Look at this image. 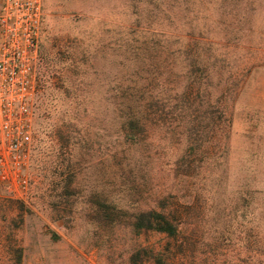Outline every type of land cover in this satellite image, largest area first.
<instances>
[{"label":"rangeland","instance_id":"rangeland-1","mask_svg":"<svg viewBox=\"0 0 264 264\" xmlns=\"http://www.w3.org/2000/svg\"><path fill=\"white\" fill-rule=\"evenodd\" d=\"M179 5L178 17L163 25L171 37L166 38L168 58L178 70L188 62L179 52L182 44L201 37L227 44L230 48L213 47L210 53L221 79L198 85L202 90L192 108L184 91L195 85H186L180 71L177 85H149L161 98L155 103L167 105L164 119L149 147H130L109 124L105 100L108 85L152 60L140 50L152 47V0H45L30 194L21 201L8 186H0V199L20 201L25 210L19 234L23 264H133L140 247L178 255L183 243L186 256H176V264L264 259V13L253 20L254 35L239 42L224 40L223 28L209 20L207 15H223L218 3ZM72 42L79 45L75 77L68 73ZM157 77L152 76L154 84L165 81ZM220 100L230 121L226 145L219 142L215 123ZM176 106L188 108L185 119ZM206 108L208 114H201ZM74 124L80 135L70 134L69 155L55 134ZM179 125L188 130L180 138L168 128ZM194 127H199L196 142L190 140ZM115 153L120 160L111 159ZM104 201L129 214L153 209L182 215L183 235L174 240L152 232L138 235L125 225L111 231L92 219ZM144 257L146 264H155Z\"/></svg>","mask_w":264,"mask_h":264},{"label":"trees","instance_id":"trees-1","mask_svg":"<svg viewBox=\"0 0 264 264\" xmlns=\"http://www.w3.org/2000/svg\"><path fill=\"white\" fill-rule=\"evenodd\" d=\"M193 0H152V47L148 44L146 47L140 49L143 51L144 56L147 58L152 57L150 63H145L144 69H137L129 74H122L120 78H117V84L108 85L107 98L105 100L106 118L109 124L113 123L115 130L121 136L123 145L130 147H149L150 139L152 138V132L156 126L163 122L165 109L167 105L160 106L161 100L159 96H156L154 88L149 85H177L174 78H176L177 72L180 71L182 80H187L186 85H195L192 90H185L184 99L188 100V107H195V99L197 93L202 90L198 85H212V79H221L220 71L213 70L216 65L211 63L210 57H213L210 53L213 51V47H216L217 51L221 47L226 49L230 48L227 44L224 46L217 42H213L206 37L200 39L191 40L188 45H183L180 48V54L186 55V65L181 69H176V65L171 63L170 57L167 53L169 48L167 46L166 38L167 26H163L166 21L172 17L177 18L174 10H180L181 6L178 4L191 3ZM205 4H211L212 1L218 3L219 10L223 15L217 14L216 16L207 15L209 20L217 27L223 29L219 32V35L223 39L229 38L230 41L238 40L244 42L246 39L251 38L256 32V28L253 25V20L256 15L264 13V0H201ZM206 6V5H205ZM207 11V8H205ZM264 38V27L261 30ZM182 39L179 38V41ZM147 43V42H145ZM72 44V45H71ZM70 44L69 59L72 62L70 64L68 73L72 76H78V64L79 59L75 57L76 50H78V43L72 42ZM222 50V49H221ZM226 50H224V53ZM207 55H206V54ZM149 54V55H145ZM210 54V55H209ZM167 56V57H166ZM164 57V58H163ZM166 57V58H165ZM170 61V62H169ZM213 67V68H212ZM212 68V69H211ZM184 73V74H183ZM156 80L161 76V79L165 81L161 84H154L153 80ZM172 77V78H171ZM120 79V80H119ZM220 82V81H219ZM178 85H184L178 84ZM166 87H162L165 90ZM77 90V88H76ZM205 92L207 89H203ZM227 91H220L221 96H227ZM183 93V94H184ZM195 93V94H194ZM152 94V95H151ZM194 94V95H193ZM196 97V98H195ZM159 98V99H158ZM193 99V100H192ZM193 101V102H190ZM176 114L180 115L188 112V108L184 106L174 107ZM201 114H208L209 110L206 108ZM196 117L200 118L199 108L193 110ZM215 114L217 119L215 121L217 129L219 131V142L222 145H226V141L230 134V121L227 114V107L224 106L223 101L220 100ZM216 116V115H215ZM185 117V116H184ZM182 119H185V118ZM215 118V117H214ZM78 120V119H77ZM207 120V118L199 119L200 122ZM202 124V123H200ZM165 127V123L161 125ZM171 128L174 132H178L177 135L183 136L184 133H188L187 128L175 126ZM199 127L192 128V131L196 132V136L192 142L198 141ZM75 133L80 135V131L77 130V124L69 125L67 128L59 129L56 132V140L60 143L62 150L68 153L70 146V134ZM197 138V139H196ZM76 145V144H74ZM188 146H191L187 142ZM123 150L120 152V154ZM120 155L115 153L110 156L113 161L120 160ZM77 162L74 165L77 166ZM96 206V204H95ZM96 212L93 213L92 219L99 225L115 230L120 226L131 227L138 235L144 233H159L174 240L179 239L183 235V225L185 217L182 215H172L171 212L158 211V210H138L133 214L125 213L123 209L112 203L111 201H104L98 204ZM25 210L22 207L20 201L11 199H0V264H23L24 262V247L20 239V232L24 223ZM178 247L181 250L180 254H176L172 249L168 251H158L152 248L151 255L144 247H140V251L136 254L132 260L133 264H146L144 256L148 259V262H154L155 264H176L177 259L186 256L185 243ZM264 264V259L253 258V264Z\"/></svg>","mask_w":264,"mask_h":264},{"label":"built area","instance_id":"built-area-1","mask_svg":"<svg viewBox=\"0 0 264 264\" xmlns=\"http://www.w3.org/2000/svg\"><path fill=\"white\" fill-rule=\"evenodd\" d=\"M45 0H0V186L30 194Z\"/></svg>","mask_w":264,"mask_h":264}]
</instances>
